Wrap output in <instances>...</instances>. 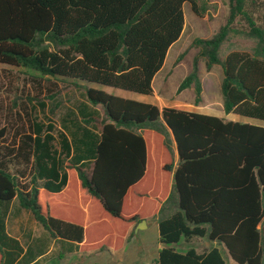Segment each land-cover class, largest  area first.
<instances>
[{
  "label": "trees",
  "instance_id": "trees-1",
  "mask_svg": "<svg viewBox=\"0 0 264 264\" xmlns=\"http://www.w3.org/2000/svg\"><path fill=\"white\" fill-rule=\"evenodd\" d=\"M227 2L225 24L193 41L197 53L177 91L192 88L198 103L199 61L207 71L219 66L223 113L264 123V0ZM184 4L198 13L197 0H0V65L35 72L32 84L59 82L81 98L72 100L76 113L68 109L61 118L68 134L54 136L52 125L33 122L6 143L0 129V264H18L23 253L5 231L13 201L56 243H74L82 253L118 250L130 225L153 217L156 264H225L217 248H175L204 238L222 244L235 264H264V126L160 110L94 87L151 95L183 31ZM232 33L254 45L221 57ZM146 142L155 148L152 159L164 161L163 181L148 190L137 186ZM130 193L139 198L126 199ZM70 194L98 206L79 216L82 224L58 207ZM106 223L114 229L98 232Z\"/></svg>",
  "mask_w": 264,
  "mask_h": 264
},
{
  "label": "rangeland",
  "instance_id": "rangeland-1",
  "mask_svg": "<svg viewBox=\"0 0 264 264\" xmlns=\"http://www.w3.org/2000/svg\"><path fill=\"white\" fill-rule=\"evenodd\" d=\"M184 27L180 38L167 52L164 64L156 75L153 87L163 100L162 107L175 108L188 112L214 116L225 121L242 122L264 126L263 122L246 119L234 114L225 115L222 109L220 83L222 70L214 66L207 71L202 61L198 63V76L201 82V94L198 103L192 88L178 92V86L189 74L197 49L192 47L196 39H209L223 26L228 16L227 0H197L198 13L191 11L189 4L183 5ZM235 30H241L242 23L234 25ZM254 43L252 40L236 33L230 34L220 50L221 57L232 51L250 52ZM36 76L35 72L22 68L0 65V129L6 130V143L14 140L15 132L27 131L33 122H40L47 127L53 126L52 134L56 136L62 129L61 118L72 107V100H78L80 94L73 88L64 89L59 82L54 85L41 82L39 86L32 84L29 77ZM69 80H66L68 82ZM93 86V85H92ZM94 87L106 90L94 85ZM113 95H126L128 98L150 103L152 95L144 96L128 92L107 89ZM39 102L44 103L40 108ZM58 102L53 113L50 109ZM107 223L102 230L112 231ZM94 231V234H97ZM117 231V230H116ZM114 234V231H113ZM96 237V236H94ZM194 246H204V241L197 240ZM158 245L157 226L151 224L147 229H136L117 253L103 251L82 258L66 257L63 264H154L157 257ZM187 244L178 245L180 251L188 248Z\"/></svg>",
  "mask_w": 264,
  "mask_h": 264
},
{
  "label": "crops",
  "instance_id": "crops-1",
  "mask_svg": "<svg viewBox=\"0 0 264 264\" xmlns=\"http://www.w3.org/2000/svg\"><path fill=\"white\" fill-rule=\"evenodd\" d=\"M158 74V73H157ZM156 74V75H157ZM156 75L154 76V79L152 81V101L150 103L137 101L128 98V96L124 95H114L123 99L132 100L144 104H152L158 107L160 110L166 107H162L161 103H163V100L159 97L158 93H156L153 83L156 78ZM105 92L109 93L107 89L111 88H105ZM116 90V89H114ZM122 92L121 90H117ZM126 92V91H123ZM131 93V92H128ZM111 94V93H109ZM135 94V93H134ZM113 95V94H112ZM76 113V111L73 109V107L69 108ZM98 111H100V108H96ZM197 113V112H195ZM61 132L64 134H68L67 131L62 127L60 129ZM138 133H142L141 131H138ZM57 147V145H55ZM153 145H149L146 142V170L144 173L143 178L139 181L137 186H139L140 189H146L148 190L149 185L151 183H158V181L162 180L164 176V172L161 170V166L163 165V160L159 161L158 159L154 158L153 156ZM155 149V148H154ZM160 162V163H159ZM178 164V156L177 152L173 151V166L170 172L169 176V184H173V172ZM163 181V180H162ZM128 197H133V199L137 200L139 197L137 195H133L132 193L128 194L126 196V199ZM85 199L82 197H79L77 194H70L69 198H63L61 203L58 205L60 208V211L63 214H66L67 221H70L72 223L76 224H82V221H79V216H89V214L94 212L95 207L97 208V204H95L92 200H87V203L85 204ZM135 213V211H132ZM144 212V211H143ZM145 213V212H144ZM72 216H76L73 218ZM145 221V229H147L151 224H154L157 226V219L153 217H149L146 219H141ZM139 220L138 222H140ZM86 224V223H85ZM136 224L130 225L128 228V231L126 233V236L123 240L122 246L118 250L113 249H107V250H98V251H89L86 253H82L79 250H76V244L65 242L63 244L56 243L53 239L50 238L49 234L41 227V225L34 219V217L31 215V213L25 209H22L19 207L17 201H13L10 207V213L6 219L5 223V231L6 233L16 239L20 246L23 249V253L19 259L18 264H63V259L66 257H74L77 256L78 258H82L83 256H92L97 253H101L103 251H106L108 253H117L121 251L125 244L128 242L132 231L134 230ZM158 233V228H157ZM204 241V246H194L195 241ZM192 241L188 248H194L198 252H202L204 250H210L212 248H217L224 259L225 264H235L231 259L230 256L226 250V248L222 244H218L217 242H210L208 240L204 239H197ZM184 244V243H180ZM179 244V245H180ZM159 247L156 246V253L158 252V249L161 247L159 240H158ZM178 246V245H177ZM175 247L177 251L184 252L188 248H186L183 251H180L178 247ZM157 259V257H156ZM156 259L154 260V264H156Z\"/></svg>",
  "mask_w": 264,
  "mask_h": 264
},
{
  "label": "water",
  "instance_id": "water-1",
  "mask_svg": "<svg viewBox=\"0 0 264 264\" xmlns=\"http://www.w3.org/2000/svg\"><path fill=\"white\" fill-rule=\"evenodd\" d=\"M172 182L174 183L175 180L173 179ZM136 229H143L145 228V221L141 220L140 222H138V224L135 226Z\"/></svg>",
  "mask_w": 264,
  "mask_h": 264
}]
</instances>
